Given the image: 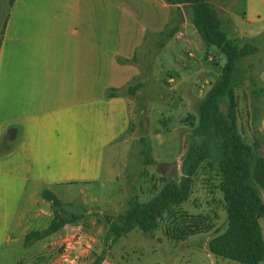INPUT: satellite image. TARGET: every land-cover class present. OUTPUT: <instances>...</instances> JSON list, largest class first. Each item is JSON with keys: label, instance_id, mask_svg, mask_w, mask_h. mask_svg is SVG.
<instances>
[{"label": "crops", "instance_id": "0c3cea01", "mask_svg": "<svg viewBox=\"0 0 264 264\" xmlns=\"http://www.w3.org/2000/svg\"><path fill=\"white\" fill-rule=\"evenodd\" d=\"M7 1L0 0V23L9 15L0 48V251L25 249L28 259L60 233L24 245L54 217L44 191L100 181L106 152L131 129L126 89L144 87L143 69H152L154 53L185 38L192 13L182 8L171 23L181 6L163 0H15L11 8ZM209 2L226 30L232 27L231 38L264 35V0ZM175 23L177 33L164 39L161 32ZM112 89L119 95L107 98ZM259 131L264 139V114ZM19 257L12 264L25 259Z\"/></svg>", "mask_w": 264, "mask_h": 264}, {"label": "rangeland", "instance_id": "374dc122", "mask_svg": "<svg viewBox=\"0 0 264 264\" xmlns=\"http://www.w3.org/2000/svg\"><path fill=\"white\" fill-rule=\"evenodd\" d=\"M226 26L231 37L232 27ZM182 32L185 33L183 40H174L165 49L153 52L152 69L149 72L143 69L141 80L144 87L136 96H129L131 129L106 152L100 181L91 184L78 182L55 189V195L64 204L82 203L86 206L88 212L84 220L68 225L67 230H61L54 238L46 240L44 245L41 244L43 251L31 252L28 259L29 251L22 249L10 253L13 246L7 247V254L0 251V256L4 254L0 264H12L19 256H25L20 264H95L99 256L110 260L111 264H240L208 251V241L226 229L227 213L219 178L206 163L195 176L191 197L180 208L190 215L203 217L204 233L176 242L168 239L162 228L153 236L134 230L113 248H107L109 227L120 220L131 198L138 196L142 202L149 201L165 183V172L168 174L165 179L170 182L178 181L182 176V158L188 150L191 130L199 122V105L226 62L217 48H208L204 44L192 24ZM262 44L264 35L257 40L259 47ZM251 63L255 65L254 69L248 70L245 84L236 89L238 124L249 144L260 140L259 122L264 114V96L255 101L252 92L264 88V54L260 52L246 61V65ZM170 76L175 79L173 83H168ZM249 77L258 81V85L255 86ZM223 109L226 110L225 105ZM141 138L151 142L155 160L151 166L143 164ZM173 163L177 166L171 169L165 166ZM262 196L264 199V191ZM105 215L115 217L111 224ZM50 223L49 219H44L39 230ZM260 224L264 235V218Z\"/></svg>", "mask_w": 264, "mask_h": 264}, {"label": "trees", "instance_id": "16d2710c", "mask_svg": "<svg viewBox=\"0 0 264 264\" xmlns=\"http://www.w3.org/2000/svg\"><path fill=\"white\" fill-rule=\"evenodd\" d=\"M174 6L179 21L180 12L190 9L191 23L204 44L217 48L226 58L221 74L210 86L199 105V122L191 130L188 150L182 158V176L178 181H167L149 201L142 202L138 196L128 201V208L120 215V220L112 223L114 216L105 215L110 225L108 246L110 250L117 242L134 230L153 236L162 228L165 236L176 242L204 233L205 221L201 215H190L180 210L193 193L195 176L204 163L216 171L219 189L223 194L227 213L226 229L212 237L207 244L208 251L217 257L240 264H261L264 262V235L260 221L264 218V155L260 148L264 139L249 144L238 124L236 89L242 87L254 64L246 65L251 57L261 52L255 39L243 42L233 39L226 30L217 7L209 0H163ZM15 0H8L11 8ZM9 15L0 23V48ZM178 31L175 23L161 32L164 39H171ZM255 85L258 81L249 77ZM143 88L136 83L126 89V93L136 96ZM255 101L264 96V88L254 89ZM118 90L107 91V98L118 96ZM226 106V110L223 106ZM257 121V120H256ZM260 125V122H259ZM140 155L144 166L155 163L153 148L147 138L140 140ZM43 197L51 203L54 217L47 229L29 233L24 245L43 240L67 225H75L84 220L87 208L84 204H64L51 191H44ZM202 224V225H201ZM104 254V253H103ZM105 260L99 256L95 264Z\"/></svg>", "mask_w": 264, "mask_h": 264}, {"label": "water", "instance_id": "95a60500", "mask_svg": "<svg viewBox=\"0 0 264 264\" xmlns=\"http://www.w3.org/2000/svg\"><path fill=\"white\" fill-rule=\"evenodd\" d=\"M183 16V14H182ZM15 135H16V130L15 129H12L9 131L8 133V139L10 140V142H12L14 139H15ZM260 153L262 155H264V145L261 146L260 148ZM166 167H168L169 169L173 168V167H176L177 166V163H173V164H170V165H165ZM165 178L168 179V174L165 172Z\"/></svg>", "mask_w": 264, "mask_h": 264}, {"label": "built area", "instance_id": "2783aa9c", "mask_svg": "<svg viewBox=\"0 0 264 264\" xmlns=\"http://www.w3.org/2000/svg\"><path fill=\"white\" fill-rule=\"evenodd\" d=\"M178 39H181V36H179Z\"/></svg>", "mask_w": 264, "mask_h": 264}]
</instances>
